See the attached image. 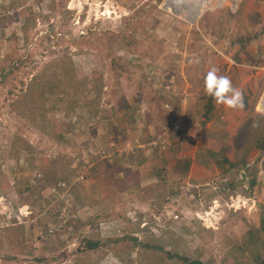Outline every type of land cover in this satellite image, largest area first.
Returning <instances> with one entry per match:
<instances>
[{
  "label": "rangeland",
  "instance_id": "obj_1",
  "mask_svg": "<svg viewBox=\"0 0 264 264\" xmlns=\"http://www.w3.org/2000/svg\"><path fill=\"white\" fill-rule=\"evenodd\" d=\"M263 137L264 0H0V264H264Z\"/></svg>",
  "mask_w": 264,
  "mask_h": 264
},
{
  "label": "clouds",
  "instance_id": "obj_2",
  "mask_svg": "<svg viewBox=\"0 0 264 264\" xmlns=\"http://www.w3.org/2000/svg\"><path fill=\"white\" fill-rule=\"evenodd\" d=\"M203 83L207 95L217 104L225 105L230 109L244 108L243 92L233 87L227 75H218L216 68H211L205 74Z\"/></svg>",
  "mask_w": 264,
  "mask_h": 264
},
{
  "label": "trees",
  "instance_id": "obj_3",
  "mask_svg": "<svg viewBox=\"0 0 264 264\" xmlns=\"http://www.w3.org/2000/svg\"><path fill=\"white\" fill-rule=\"evenodd\" d=\"M199 3H201L200 1H197L196 2V5H200ZM263 139H264V137H263ZM263 142H264V140H263ZM258 144V143H257ZM258 146V145H257ZM261 146H264L263 144H261L260 145V148H261ZM259 148V149H260ZM187 169V166H186V168H185V170ZM183 170H184V168H183ZM159 173V172H158ZM157 173V174H158ZM156 174V175H157ZM224 174H226V172L224 171ZM237 185V182L233 179V180H231V179H229L226 183H225V187L224 188H226L227 190H233L234 189V187ZM262 227H263V229H264V223L262 222ZM128 241L129 243H131L133 246H141V244L140 243H138V241H137V239L136 238H132V237H129V234H126V236H125V239H124V242L125 241ZM99 247V244H98V242L96 241V242H93L92 240H89L88 242H87V246H86V250L88 251H91V250H94V249H96V248H98ZM171 259H172V257L171 256H169ZM185 260V259H184ZM186 262H187V260H186ZM189 264H202L201 262H199V261H194V262H189Z\"/></svg>",
  "mask_w": 264,
  "mask_h": 264
}]
</instances>
